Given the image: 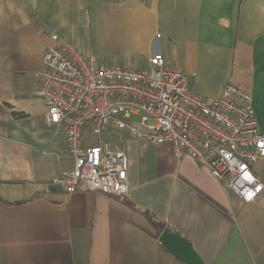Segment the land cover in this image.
Returning a JSON list of instances; mask_svg holds the SVG:
<instances>
[{"label":"crops","instance_id":"crops-1","mask_svg":"<svg viewBox=\"0 0 264 264\" xmlns=\"http://www.w3.org/2000/svg\"><path fill=\"white\" fill-rule=\"evenodd\" d=\"M52 34L101 66L140 71L162 54L207 101L237 84L264 133V0H0V264H184L151 219L205 264H264V190L247 203L168 145L111 138L129 161L125 202L52 185L73 169L35 95ZM252 171L264 184V161Z\"/></svg>","mask_w":264,"mask_h":264},{"label":"built area","instance_id":"built-area-1","mask_svg":"<svg viewBox=\"0 0 264 264\" xmlns=\"http://www.w3.org/2000/svg\"><path fill=\"white\" fill-rule=\"evenodd\" d=\"M51 39L36 73L35 95L47 109L46 124L64 134L73 163L52 180L54 187L125 202L128 157L103 135L127 130L143 144L168 145L176 158H192L247 203L263 192L252 167L264 161V133L248 91L229 83L207 101L191 90V76L162 54H153L149 67L137 71L101 66L57 34Z\"/></svg>","mask_w":264,"mask_h":264},{"label":"water","instance_id":"water-1","mask_svg":"<svg viewBox=\"0 0 264 264\" xmlns=\"http://www.w3.org/2000/svg\"><path fill=\"white\" fill-rule=\"evenodd\" d=\"M57 189V188H56ZM160 243L184 264H205L192 243L185 237L165 230L159 237Z\"/></svg>","mask_w":264,"mask_h":264},{"label":"trees","instance_id":"trees-1","mask_svg":"<svg viewBox=\"0 0 264 264\" xmlns=\"http://www.w3.org/2000/svg\"><path fill=\"white\" fill-rule=\"evenodd\" d=\"M151 223L156 231V237L159 238L160 235L165 231V230H168L164 224L160 223V222H157L153 219H151Z\"/></svg>","mask_w":264,"mask_h":264},{"label":"rangeland","instance_id":"rangeland-1","mask_svg":"<svg viewBox=\"0 0 264 264\" xmlns=\"http://www.w3.org/2000/svg\"><path fill=\"white\" fill-rule=\"evenodd\" d=\"M103 137H104L105 139H111L110 136H109L108 134H104Z\"/></svg>","mask_w":264,"mask_h":264}]
</instances>
